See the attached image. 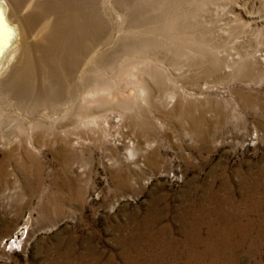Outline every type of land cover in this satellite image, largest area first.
I'll return each instance as SVG.
<instances>
[{
  "label": "rangeland",
  "instance_id": "obj_1",
  "mask_svg": "<svg viewBox=\"0 0 264 264\" xmlns=\"http://www.w3.org/2000/svg\"><path fill=\"white\" fill-rule=\"evenodd\" d=\"M36 1L8 0L11 10L15 8L12 11L11 21L20 29L21 36L16 51L8 58L4 74L5 76L12 74L14 79L8 88L10 92L7 97L12 96L11 94L19 88L20 83L23 84L27 76L37 75L35 78L37 86L45 85L46 79L39 74L42 73L43 68L57 63L56 57L59 53L72 52L70 53L72 56L81 52V49L82 51L87 49L83 44L85 38L83 32L88 24L89 15L87 4L84 5L85 0ZM94 1L102 25L97 32L98 43L89 45L93 55L79 63V73L74 76L77 82V78L91 65L90 61L94 54H110L111 50L127 37L129 33L125 29L124 21L133 9L130 4H137L140 0ZM202 3L197 9L194 20L200 23L203 29L214 34H218V31L223 33L229 28L230 25H227L226 21L228 16L234 13L240 14L245 23L249 20L245 16L246 9L248 11L254 9L264 14V0H251L246 7L244 2H239L237 5L228 0H218V2L205 0ZM135 6L136 9L141 8ZM69 12L73 13L72 16ZM78 20L80 23H77ZM82 27L84 29L80 31ZM248 28L241 29L239 33L241 36L239 35L236 42L226 40L227 45L221 49L224 57L233 58L232 60L237 62L250 52L258 57L264 54V27L252 25ZM258 28L262 29L263 33L259 32ZM76 42L81 44L76 45ZM126 63H129V59L118 62L116 71L114 70L112 75L114 80H118L120 70ZM255 67L250 74H247L248 71L243 67H235L237 74L233 73L234 70L227 72L222 77L225 79L210 83L206 90L197 94L199 96L189 91L191 94L189 93L186 103L194 107V113L198 115L203 110L211 111L206 126V129L211 130V142L208 146L190 134V124L185 116L180 118L176 113L168 119L158 120L157 124L160 126L150 134L151 136L149 135V140L154 144L153 149L160 154V163L157 167H147L139 172L141 177L139 185L132 183L131 186L119 187L116 178L113 177L112 172L120 168L121 161L135 170L134 163L137 156V151L131 155L129 150L123 148L120 136L127 129L122 128L123 119L118 113H101L98 117L99 127L107 126L105 127L107 132L100 130V136L107 139L106 144L101 141H85V145L77 144L70 152L63 150L57 144L39 147L33 152L34 155L30 154V159L24 160L28 162L25 171L18 170L16 162L4 163L6 175L0 179V264H127L132 260H135V264H150L151 260L154 261L152 264H186V261L193 260L191 259L193 255L188 252L189 248L193 247L196 252L204 253L210 238L217 240L218 243L223 238H227L225 234L222 235L221 230L227 232L225 227L229 218L226 216L231 208L229 210V207H223V203L230 197L235 200L236 205L238 204L235 210L238 215L242 211L251 212L245 218H241H244L245 224L252 220L251 228H247L250 230L251 241H254L256 251L251 252L249 256L245 254L247 248L243 249L241 241L244 229L236 225L233 227L236 233L231 236L233 244L228 250V259H225L224 263L264 264V242H259L256 237L261 226L264 228V206L254 211L248 208L251 203L255 205L264 199V188L261 193L250 191L251 199L246 204L243 203L240 193L243 189L241 186L243 179L250 185H248L249 189L257 181L252 179L250 181V178L262 175L260 179L264 183V173H262L264 171V63L262 65L257 63ZM119 87L125 92L133 90L128 84ZM165 106L168 112H176L174 103L168 101ZM0 108L12 112L8 110L11 107L6 105L2 98H0ZM16 133L12 123H8L3 128L0 126L1 137L7 138ZM8 151L0 140V162L5 159ZM204 185L205 188L211 186L209 188L214 195L203 192ZM208 197L212 199L209 200V205L205 203ZM154 199L161 200L160 204L154 205ZM191 202L193 205L190 204ZM219 205H222L221 208L217 207ZM184 206L189 208L186 210ZM182 207L185 210H182ZM184 227H187L189 232L194 230L196 233H193L202 240V243L185 244L181 233ZM134 232L137 236L144 237V240L140 241L141 246L129 241ZM125 243H128V247L124 245ZM127 248L131 249L127 254H131L126 257ZM135 248L144 250L145 255L140 254L142 253L140 250L137 252ZM215 256L211 254L202 256L203 258L196 261V264H214ZM230 257L236 260L230 261Z\"/></svg>",
  "mask_w": 264,
  "mask_h": 264
},
{
  "label": "bare ground",
  "instance_id": "obj_2",
  "mask_svg": "<svg viewBox=\"0 0 264 264\" xmlns=\"http://www.w3.org/2000/svg\"><path fill=\"white\" fill-rule=\"evenodd\" d=\"M93 1L88 0L87 3H85L86 0L84 1V5L87 4L86 9H88V14H89L87 16L88 24L86 23L87 26L85 27V29L82 27L80 30L82 31L84 29L83 34L85 33L84 34L85 38H83L84 40L83 44L91 52L90 51L88 52L86 48L83 49V51L81 49V52L79 51V53L77 54L74 53L72 56L70 54L72 52L68 53L67 51H63V53L61 52V54L58 52L59 55H57L56 57L57 63L54 65L52 64L53 66L49 65V67L47 66L45 69L43 68L42 73L39 72L40 73L39 76H42L46 79L47 83L45 85L43 86L41 85V87L37 86V84L35 83V78H37V75H32V77L27 76L23 84L20 83L19 88H17L12 94L10 93L12 96L7 97V95L10 92L9 91L10 89L8 90V88L12 85L14 79H12V74H6V76L4 74L6 72L8 58H10V56L13 55V53L17 49L18 43L20 42L21 32L20 29L17 28L14 25V23H12L11 21L12 11L15 8L11 10V8L9 7L10 5L8 4V0H0V12L3 13V22L2 24H0V98L3 99V102L6 105L11 107V109L8 110H12V112L11 111L7 112L4 109L0 108V126L1 128H3L8 123H12V127L14 125L17 131L16 134L9 135L7 136V138L5 136L3 137L0 136L1 143H3L9 150L7 152V155L5 156V159L2 162H0V179H2L4 175H6V169L4 168L3 165L4 163L8 162L11 164L16 162L18 170L25 171L26 166H28L27 164L28 162L26 163V161L24 162V160L28 158L30 159L31 157L30 154L33 153L39 147L57 144L60 145L63 148V150L70 152V150L74 148L73 146L77 144L79 145L84 144L85 141L88 142L101 141V143L106 144L107 139L105 137L100 136L101 134L100 130H104L105 132H107L105 128L107 126H103V128L99 127L98 117L99 115H101V113H114V114L118 113L121 115L123 119L122 128L127 129L124 130L121 133L122 135L120 136L123 142L122 143L123 148L129 150L131 155L133 154V152L136 153L137 151V156L134 163L135 170L130 165L121 161L122 164L120 168L112 172L114 175L113 177L116 178V183L117 186L119 187H127L132 183L134 185L136 183L137 185H139L138 182L141 180L139 172L143 171L147 167L149 168L157 167L159 166L160 163V154L157 150L153 149L154 144L149 140V135L160 126V125L158 126L157 124V122H159L158 120H160L161 118L168 119L170 116L174 114L176 115V113L180 118L185 116L188 119L187 121H189L188 123L190 124L189 127L190 134L192 136H195L199 141H201V143L208 146L211 142V130L206 129V126L208 125V114L211 113V111L203 110L198 115L194 113V107L191 104L186 103L189 93L191 92L196 95L198 93H201L202 91L206 90V88L208 87V85H210V83L219 81L221 79H225L222 77H224V75L227 72H230L231 70H234L233 73L237 74L238 72H235V67L237 66L243 67L246 71H248L247 74H250L253 69L255 70L256 68L255 66L257 65V63L261 65L264 63V54L258 57L252 54V52H250L247 53L243 59L239 61L237 60V62L235 60H232L233 58L229 59L227 56L224 57L221 54L222 53L221 49L225 47V45H227L228 41L226 42V40H231V42H236L238 37L241 36L239 34L241 33V29L243 30V28L245 27L248 28L249 26L252 25L257 27L258 25H260L264 27V14H261L260 12H256L254 9H251L250 11L246 9L245 16L249 20L247 21L245 20L247 22L245 23L243 18L240 16V14L234 13L232 14V16H228V21H226L227 25H230L229 28L225 29V32L223 33L218 31V34H214L212 32L207 31L206 29H203L200 23L194 20V16L197 12L198 7L205 0H140L137 2V4L136 3L134 5L130 4V6H132L133 9L127 16V19H125L124 21V24L126 26L125 29L129 33L127 37L123 39L120 45L114 47L111 50L112 52L110 54L107 53L101 55L94 54V56L91 58L90 61L91 65L86 70H84L81 76L77 78L78 79L77 82L75 80L76 77L74 76L77 73H79L78 71L79 63L91 57L93 51L90 49L89 45H95L98 43L97 32L99 26L102 25L101 19H99L100 16H98L99 10L96 11L97 6L95 3H93ZM228 1L237 5L239 2H244L245 3L244 5L246 7L247 5H249L251 0H228ZM44 3L46 4V2ZM31 4L33 3L31 2ZM135 5L137 7L141 6V8L136 9L134 8ZM209 5H211L210 2ZM212 5L215 4L212 3ZM63 10H66V8ZM56 13L59 14V12ZM71 14L73 13L71 12L70 15ZM46 17L48 18V16ZM21 19L23 20V18ZM44 20L46 21L48 19H44ZM72 21L70 22L72 23ZM79 21L80 20H78L77 23H80ZM4 25H7V27L11 30L10 35L5 34ZM37 25L39 26V24ZM52 27H54V25ZM54 31H56V29ZM59 31L61 30L59 29ZM259 32L263 33L262 29L259 30ZM62 34L64 36V33ZM77 43L78 42H76V45ZM65 47L68 48V45H66ZM127 59H129V63H126V65L124 64L122 66L118 80H114L112 75L116 71L115 69L118 65V62L120 61L124 62ZM114 77L117 78V76ZM123 84L125 85L128 84L132 86L133 90L131 92L130 91L125 92V90L122 91L119 86H122ZM168 101L175 104L176 112L167 111L165 103H167ZM12 113L14 115H12ZM105 135L106 134H104V136ZM141 138L146 139V141H144ZM32 155H34V153ZM67 158H69V156ZM262 173H264V171H262ZM260 177L263 176L261 175L249 179L250 181L251 179L257 180L255 182L253 181L254 183L252 184L251 189H249L250 187L248 188L249 184H247L246 180L245 179L242 180L241 186L243 189H241L240 193L243 203L246 204L248 200L251 199L250 191L256 193L262 192V189L264 188V183L261 182ZM209 187L205 188L204 185L205 190L203 192L209 195H214L213 191ZM193 199L195 200L194 197ZM210 199L211 197H208L205 203L209 205L208 202ZM160 201L161 200L154 199L153 203L154 205H156ZM190 204L193 205V202H191ZM237 205L235 204V200L232 197H230V199H228L227 202L223 203V207L227 206L229 207V210L231 208V210L227 212L228 214L226 216L229 218L228 224H226L227 227H225L227 229V232H225L223 229L221 230L222 235L225 234L227 238H223L222 240L220 239L221 242L219 243L217 242V240L213 238L210 239L208 238L209 241L206 244V249L203 251L204 253L196 252L193 249V247L189 248L188 252L190 253V255L191 254L193 255L191 258L193 260L192 262H190V260L188 259L189 262L186 261V264H196V261H199L200 258H203L202 256H206L210 254L216 255L214 264H225L224 263L225 259L226 260L228 259V250H230L233 244L231 242V236L235 232L233 230V227H235L236 225L238 228L244 229L241 241H242L243 249L245 247L247 248L245 254L249 256L251 252L256 251V246L254 245V241H251L252 237L250 230L247 228L252 225L251 222L252 220H249L247 224L244 223V218L248 216L249 213L251 212L247 211L243 213L242 211L241 214L239 213L240 215H238L237 211H235L238 207ZM220 206L222 205H219L217 207L221 208ZM262 206H264V199H261L255 205L251 203L250 206L247 207L250 208V210L254 211L259 207L261 208ZM164 207L166 208V206ZM185 208L187 210L189 207H185ZM185 208L182 207V210H185ZM241 217L244 218L242 219ZM182 219L183 218H181V221ZM146 221L147 220H145V222ZM168 226H170V224ZM193 232L195 231L193 230ZM193 232H189L187 227H184L182 229L181 233L184 237L183 241L185 244L194 245V244L202 243L201 242L202 240L198 236L196 237ZM137 237L139 236H137V233L134 232L132 233L129 241H131L132 244L141 246L140 241L144 240V237L143 236H140L139 238ZM256 237L258 238L259 242L260 241L264 242V228L262 226ZM124 245L128 247V243L127 244L125 243ZM260 246L261 245H259V247ZM188 247L189 246L187 245V248ZM135 249H137V252L140 250L142 252L140 254L145 255L144 250L140 248H135ZM125 250L127 257L131 254V253L127 254L131 249L127 248ZM219 260H222V262H219ZM235 260L236 258L233 260V258L230 257V261L234 262ZM151 261L152 262H150V264L154 262L153 260ZM127 264H135V260L128 261Z\"/></svg>",
  "mask_w": 264,
  "mask_h": 264
},
{
  "label": "snow or ice",
  "instance_id": "obj_3",
  "mask_svg": "<svg viewBox=\"0 0 264 264\" xmlns=\"http://www.w3.org/2000/svg\"><path fill=\"white\" fill-rule=\"evenodd\" d=\"M3 22V13L0 12V24H2ZM4 29H5V34L6 35H10L11 34V30L7 27V25H4Z\"/></svg>",
  "mask_w": 264,
  "mask_h": 264
}]
</instances>
